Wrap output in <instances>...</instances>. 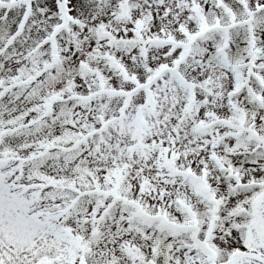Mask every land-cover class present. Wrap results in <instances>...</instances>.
<instances>
[{"label":"snow or ice","instance_id":"obj_1","mask_svg":"<svg viewBox=\"0 0 264 264\" xmlns=\"http://www.w3.org/2000/svg\"><path fill=\"white\" fill-rule=\"evenodd\" d=\"M0 264H264V0H0Z\"/></svg>","mask_w":264,"mask_h":264}]
</instances>
